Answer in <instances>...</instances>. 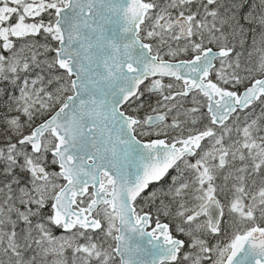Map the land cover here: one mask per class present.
<instances>
[{
  "label": "snow or ice",
  "instance_id": "1",
  "mask_svg": "<svg viewBox=\"0 0 264 264\" xmlns=\"http://www.w3.org/2000/svg\"><path fill=\"white\" fill-rule=\"evenodd\" d=\"M0 264H264V0H0Z\"/></svg>",
  "mask_w": 264,
  "mask_h": 264
}]
</instances>
